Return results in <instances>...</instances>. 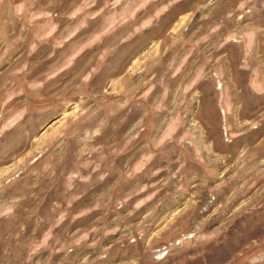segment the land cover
<instances>
[{"label":"rangeland","instance_id":"1","mask_svg":"<svg viewBox=\"0 0 264 264\" xmlns=\"http://www.w3.org/2000/svg\"><path fill=\"white\" fill-rule=\"evenodd\" d=\"M0 264H264V0H0Z\"/></svg>","mask_w":264,"mask_h":264}]
</instances>
